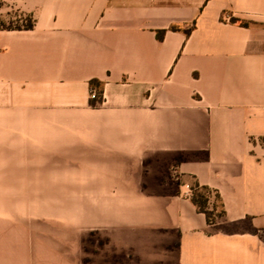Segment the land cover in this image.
Instances as JSON below:
<instances>
[{
	"label": "crops",
	"instance_id": "0c3cea01",
	"mask_svg": "<svg viewBox=\"0 0 264 264\" xmlns=\"http://www.w3.org/2000/svg\"><path fill=\"white\" fill-rule=\"evenodd\" d=\"M196 183L264 232V0H0V264H85L91 233L128 238L113 263L264 264Z\"/></svg>",
	"mask_w": 264,
	"mask_h": 264
},
{
	"label": "trees",
	"instance_id": "16d2710c",
	"mask_svg": "<svg viewBox=\"0 0 264 264\" xmlns=\"http://www.w3.org/2000/svg\"><path fill=\"white\" fill-rule=\"evenodd\" d=\"M234 23L238 21L232 19ZM242 26H248L247 23L240 22ZM6 29L8 30H31L33 29V22L28 19L26 25L21 28L20 26H13L12 24L8 26ZM172 31H180L181 29L178 27H172ZM187 35H189L190 31H184ZM165 36V31H160L157 33V39L162 41ZM91 91H96L97 100H91V105L96 106L97 102L102 100L103 96V83L98 80L90 81ZM214 193L208 187H201L198 183L194 185L191 193V202L197 208L200 213L205 214L207 218V222L210 226L215 227L218 231H221L226 234H235L240 232H249L254 235H259L264 239V232H261L251 226V219L247 218L240 222L226 223L220 224V220L224 216V211L222 209V205L220 203V198L218 194H215V199L212 203H210L211 194Z\"/></svg>",
	"mask_w": 264,
	"mask_h": 264
},
{
	"label": "rangeland",
	"instance_id": "374dc122",
	"mask_svg": "<svg viewBox=\"0 0 264 264\" xmlns=\"http://www.w3.org/2000/svg\"><path fill=\"white\" fill-rule=\"evenodd\" d=\"M165 156H157L148 159V162H165ZM146 164L145 176L146 184L151 181L153 172L151 169V163ZM30 200L31 198H11L13 208L18 211L20 206V200ZM128 240L125 235L105 234V233H91L85 237V264H119L109 261H104L107 257L111 258L113 255H119V250L122 242ZM151 253L143 254L148 261L140 259L137 264H177L176 262V250L172 247L171 252L158 253L150 251ZM162 256L164 259L162 262L156 261V259ZM126 264V263H123ZM133 264H136L135 262Z\"/></svg>",
	"mask_w": 264,
	"mask_h": 264
},
{
	"label": "built area",
	"instance_id": "2783aa9c",
	"mask_svg": "<svg viewBox=\"0 0 264 264\" xmlns=\"http://www.w3.org/2000/svg\"><path fill=\"white\" fill-rule=\"evenodd\" d=\"M90 98H91V100H97V93H96V91H91V94H90ZM212 199H213V196L212 197H210V203H212Z\"/></svg>",
	"mask_w": 264,
	"mask_h": 264
}]
</instances>
